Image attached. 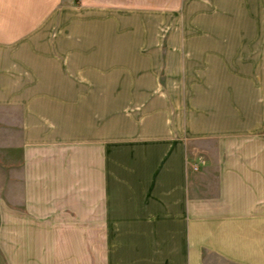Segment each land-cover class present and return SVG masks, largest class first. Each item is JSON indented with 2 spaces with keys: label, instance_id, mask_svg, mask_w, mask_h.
<instances>
[{
  "label": "crops",
  "instance_id": "obj_1",
  "mask_svg": "<svg viewBox=\"0 0 264 264\" xmlns=\"http://www.w3.org/2000/svg\"><path fill=\"white\" fill-rule=\"evenodd\" d=\"M0 264H264V0H0Z\"/></svg>",
  "mask_w": 264,
  "mask_h": 264
},
{
  "label": "rangeland",
  "instance_id": "obj_2",
  "mask_svg": "<svg viewBox=\"0 0 264 264\" xmlns=\"http://www.w3.org/2000/svg\"><path fill=\"white\" fill-rule=\"evenodd\" d=\"M11 131H6L5 129H1L0 127V134H6V133H10Z\"/></svg>",
  "mask_w": 264,
  "mask_h": 264
}]
</instances>
